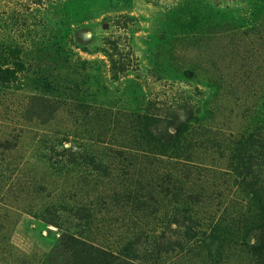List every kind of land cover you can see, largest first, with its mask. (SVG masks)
Masks as SVG:
<instances>
[{
  "label": "rangeland",
  "instance_id": "obj_1",
  "mask_svg": "<svg viewBox=\"0 0 264 264\" xmlns=\"http://www.w3.org/2000/svg\"><path fill=\"white\" fill-rule=\"evenodd\" d=\"M251 134L264 0H0V264H264Z\"/></svg>",
  "mask_w": 264,
  "mask_h": 264
},
{
  "label": "trees",
  "instance_id": "obj_2",
  "mask_svg": "<svg viewBox=\"0 0 264 264\" xmlns=\"http://www.w3.org/2000/svg\"><path fill=\"white\" fill-rule=\"evenodd\" d=\"M112 70H113V73L115 74L116 67L113 66ZM115 76H117V75H115ZM250 143L252 144V146L256 145V146H260L261 147V145H262L260 140H259V136H256L254 134L248 135L247 137H244V136L240 137V139L238 140L237 144L244 146V145H248ZM262 147L264 148V145H262ZM177 156L180 157V158L184 157L186 162H189L191 160V155L188 152V150L177 151ZM249 171H250V169L246 170L247 173ZM261 186H263L262 189H264V185H261ZM261 186L259 188H261Z\"/></svg>",
  "mask_w": 264,
  "mask_h": 264
}]
</instances>
